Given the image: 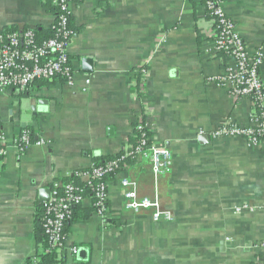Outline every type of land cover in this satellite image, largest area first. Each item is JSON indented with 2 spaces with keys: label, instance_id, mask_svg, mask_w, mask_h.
I'll return each instance as SVG.
<instances>
[{
  "label": "crops",
  "instance_id": "crops-1",
  "mask_svg": "<svg viewBox=\"0 0 264 264\" xmlns=\"http://www.w3.org/2000/svg\"><path fill=\"white\" fill-rule=\"evenodd\" d=\"M54 1L0 0V31L52 28ZM221 4L250 53H263L264 81V0ZM205 12L202 0L73 3L74 83L60 77L37 80L27 92L0 90L7 151L0 264H26L42 251L35 230L42 189L91 168L97 156L127 151L138 123L173 152L158 189L174 219L155 222L151 210L125 207L121 178L135 182L140 198L154 194L150 157L128 160L107 178L113 214L104 220L95 211L71 223L59 264H264V143L214 135L223 126H250L254 105L221 85L232 59L214 52ZM84 57L93 58L92 73L83 72ZM25 130L31 144L21 149L16 140ZM80 207L93 206L87 199Z\"/></svg>",
  "mask_w": 264,
  "mask_h": 264
},
{
  "label": "built area",
  "instance_id": "built-area-1",
  "mask_svg": "<svg viewBox=\"0 0 264 264\" xmlns=\"http://www.w3.org/2000/svg\"><path fill=\"white\" fill-rule=\"evenodd\" d=\"M83 0H56L58 15H55L53 28L56 36L41 44L33 41L31 29H19L6 36V41L0 35V90L10 88L27 92L37 80H53L63 78L67 84L74 83L77 69L72 64L69 52L74 31L70 28L71 5ZM206 12L211 26L210 35L214 42V52H221L231 58L230 65L224 74L220 75L221 85L231 89L237 98H250L254 105L253 121L250 126L232 124L217 130L215 136L239 135L246 137L252 144L264 143V81L260 76L263 53L256 50L250 53L235 22L226 16L221 0H205ZM87 80L86 82H88ZM139 133L136 145L130 146L121 156L105 161L102 166L93 165L88 171L78 169L74 175L85 176L89 188L94 194L89 196L84 189L71 182L57 183L51 190L49 199L44 203L45 233L49 237L51 248L63 250L67 245V236L63 233L67 220L72 213V207L83 204L87 199L96 209L97 215L107 219L113 214L108 203V176L116 174L128 160L138 162L142 156H149L154 178V194L152 197L138 196L135 182L128 177L121 178V186L125 199V207L134 213L151 210L153 221H171L174 211L163 207L158 189L161 174L173 167L174 155L170 148L159 143L148 132L145 124L135 126V134ZM5 136L0 127V160L6 155ZM23 149L31 144L28 130L16 140ZM248 205L244 206L247 208ZM238 211L240 210L237 209ZM30 264H40L34 257ZM28 264V262L26 263Z\"/></svg>",
  "mask_w": 264,
  "mask_h": 264
},
{
  "label": "trees",
  "instance_id": "trees-1",
  "mask_svg": "<svg viewBox=\"0 0 264 264\" xmlns=\"http://www.w3.org/2000/svg\"><path fill=\"white\" fill-rule=\"evenodd\" d=\"M203 3H205V0H202ZM52 9L55 12V15H58V6L56 4V1L53 2L52 4ZM71 21L72 18L70 17V28L71 27ZM20 28L18 27H7L4 28L3 30L0 31V35L4 38V41H6V36L12 32H17ZM23 29L27 30V29H31L33 32V41L36 44H41L42 42L53 38L56 36L57 30L55 28H50V29H44V28H31V27H24ZM74 31V30H73ZM139 139V133H136L134 138L132 139V142L134 143V145L137 144ZM125 152L120 153L117 156H121L123 155ZM117 156H97V158H95V163L93 165L95 166H102L105 161L108 160H112ZM89 168H84L83 172L88 171ZM114 174H111L108 176V178H110L111 176H113ZM84 175H74L72 177H69L66 179V182H71L73 184H75L76 186H79L80 188L84 189V193L92 196L94 194V189L89 188L87 185V182L84 179ZM81 205H76L72 207V213L70 218L67 220L65 229L63 231V233L65 234V236L68 235L69 232V226L71 223L73 222H77V221H84L87 218H89V216L91 215V213H94L96 211L95 207H90V208H84V207H80ZM40 210V214H38L37 216V220H36V235L39 241H41L43 243V248L42 251L38 254V256L36 257L39 260L40 264H59L60 260H59V253L56 249L51 248V244L49 242V237L47 236V234L45 233V210H44V206H42V208L39 209ZM32 260L28 261V264L31 263Z\"/></svg>",
  "mask_w": 264,
  "mask_h": 264
},
{
  "label": "water",
  "instance_id": "water-1",
  "mask_svg": "<svg viewBox=\"0 0 264 264\" xmlns=\"http://www.w3.org/2000/svg\"><path fill=\"white\" fill-rule=\"evenodd\" d=\"M93 58L91 57H84L82 58V70L85 73H92L94 70V66H93ZM40 104H46L47 103V99L41 98L39 100ZM26 124H23V126H25ZM42 191L44 192V197L41 198L42 201H47L51 195V191L49 189H42ZM83 252V250L81 251V253Z\"/></svg>",
  "mask_w": 264,
  "mask_h": 264
}]
</instances>
